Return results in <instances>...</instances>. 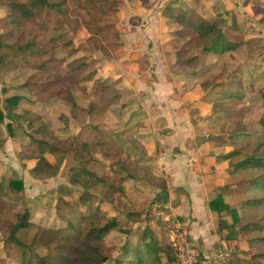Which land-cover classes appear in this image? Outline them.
<instances>
[{
	"label": "rangeland",
	"instance_id": "obj_1",
	"mask_svg": "<svg viewBox=\"0 0 264 264\" xmlns=\"http://www.w3.org/2000/svg\"><path fill=\"white\" fill-rule=\"evenodd\" d=\"M82 1L84 5L86 0ZM127 1L93 0L95 5L84 8L78 5V0H69L65 16L45 10L34 18L18 21L13 15L12 0H0V107L3 108L5 98H21L13 107L14 136H9L7 125L10 121L0 125V257L5 251L11 259L19 258V264H38L40 257L47 256L54 248L50 244L49 227L74 224L86 230L90 225L89 216L95 214L106 221L116 218L123 232H131H112L106 238L103 253L111 255L116 245L114 259L125 244L136 243L134 234L144 230L147 224L164 242H170L167 236L170 228L179 223L187 226L184 217L174 215L176 213L168 211L166 204L156 201L155 196L161 192L158 188L154 199L140 203L142 196L136 195L138 191L124 184L135 178L151 185L158 183V176L149 167L139 165L133 155L130 145L135 147L139 142L132 134L127 135L131 130L119 131L124 125L123 111L138 100L136 93L125 92L126 87L112 81L114 67L121 68L124 59L119 52L124 45L121 11H126ZM212 1L217 3L214 9L225 2L229 10L223 8V14L210 13L204 5L205 19L214 24L226 20L228 27L243 23V35L264 34V25L260 23L264 19V0ZM228 27L226 30L230 32ZM170 43V51L177 50L175 55L184 49L176 56L178 63L172 65V71L193 76L197 81L191 89L193 91L196 86L198 89L193 98L186 97L191 90H184L185 105L181 113L190 116L197 135L202 133L197 136L201 143L217 142L218 137L225 140L230 135L226 132V124L242 123L241 117L250 133L264 131L260 123L264 116V51L258 57L251 55L249 50L252 49L247 45L255 46L248 42L232 59L231 53L203 56L206 53L197 39L189 42L187 49L182 47L187 41L181 44L178 36ZM186 61L196 63L180 67ZM252 70H260V73L251 75ZM252 80L256 82L255 87ZM233 83L240 87L237 95L232 93L221 99L223 87ZM247 83L250 86L245 87ZM236 99L246 104L242 115L233 113L234 109L231 112L230 106L224 104L228 100L235 104ZM226 109L231 113L225 112ZM10 140L13 146L7 144ZM159 155L158 152L151 159ZM41 156L57 164L59 172L55 177L36 179L22 167L23 160L34 165ZM165 177L158 178L164 180L168 190ZM13 179L24 182V192L12 191L10 182ZM181 195L177 197L179 202ZM83 198L88 202L84 203ZM169 198L168 193L164 200ZM157 203L163 205L159 210L169 215V221L158 216ZM27 207L33 226L16 235L26 245L23 248L11 241L10 234L18 216L23 215ZM134 213H141V220L129 217L128 214ZM187 229L190 233L188 226ZM233 258L235 254L227 263L236 262L237 258ZM9 263L0 260V264ZM109 264L116 262L109 261Z\"/></svg>",
	"mask_w": 264,
	"mask_h": 264
},
{
	"label": "crops",
	"instance_id": "obj_2",
	"mask_svg": "<svg viewBox=\"0 0 264 264\" xmlns=\"http://www.w3.org/2000/svg\"><path fill=\"white\" fill-rule=\"evenodd\" d=\"M223 3L226 8L219 3L217 9H214L217 3L214 4L212 0L127 1L126 11H121L123 16L121 39L124 45L119 52L124 59L121 63L122 67L116 65L112 72L114 78L112 81L118 86L126 87L125 92L132 90L138 99L130 103L123 111L121 120L124 121V125L119 131L131 130L127 132V135L132 134L139 142V145L135 147L128 144L134 151L133 155L137 157L139 165L149 167L158 177L166 176L170 198L168 201H162V204H166L168 211H174L176 213L174 215L185 218L184 222L190 230L191 241L199 246L203 257L212 264L215 260V264H233L227 262L235 254L234 248L244 249L243 242H228L223 239L225 234L220 232L219 220L222 216L229 219L227 214L219 215L209 208V203L219 194L223 195L227 204L234 205L233 195L221 192L220 188L227 184L229 178L227 170L231 163L237 162V156L230 154V148L225 146L217 148L207 142L201 143L197 136H201L202 133L197 135L195 124L192 123L190 116L187 113H181L182 106L185 105L183 92L190 91L197 81L193 76L172 71V65L178 63L176 56H180L184 49L175 55L177 50L171 52L169 43L177 40V33L184 29L186 21L195 22L204 18L206 10L204 5H207V11L210 13L214 11V13L223 14L225 11L223 8L229 10L228 5ZM199 8L202 13L198 10ZM262 19L260 23L264 25V19ZM204 20L207 19L204 18ZM207 21L210 22V20ZM221 22H223L222 25H220ZM220 24L232 39L239 38L242 41L238 49L245 43L253 42L251 44H254L255 48L247 45V48L252 49L249 50L251 55L258 57L264 51L262 32L255 35H243L242 28L245 27L243 23L238 22L228 27L226 20L221 19ZM227 27L230 32L226 30ZM178 40L182 44V40L179 38ZM190 44L187 41L182 47L185 46L187 49ZM259 69L263 71L262 67ZM260 70L259 72L252 70L250 74L255 75V72L260 73ZM251 83L255 87L256 82L252 80ZM246 86L250 85L247 83ZM227 89L226 84L222 91ZM232 93L236 91L233 90ZM230 95L233 94L230 93ZM199 102L198 100L197 103ZM245 105V102L238 101L237 115L245 112ZM241 119L242 123L238 122V124L242 129L249 131L242 117ZM7 144L14 145L12 140ZM158 152L160 155L153 156L151 159L152 155ZM200 155L203 157L200 158ZM133 157L132 159H135ZM1 163L6 164L2 161ZM15 164L20 165L18 162ZM124 184L128 189L138 191L136 195L142 196L140 203L146 199H154V195L160 190L156 185L148 184L143 179H130ZM179 193L182 194L180 202L177 199ZM159 203L156 205L158 216H162L163 221H169V215L159 210L161 206L163 207ZM167 236H170V233ZM240 240L245 239L240 236ZM4 248H1L2 252ZM235 258H237L236 254ZM0 260L4 263L5 260L8 263L11 260V264H19V258L11 259L5 251Z\"/></svg>",
	"mask_w": 264,
	"mask_h": 264
},
{
	"label": "trees",
	"instance_id": "obj_3",
	"mask_svg": "<svg viewBox=\"0 0 264 264\" xmlns=\"http://www.w3.org/2000/svg\"><path fill=\"white\" fill-rule=\"evenodd\" d=\"M69 0H12L11 7L13 15L18 21L28 20L36 17L45 10L52 14L65 16L68 13ZM85 1V0H84ZM86 2L88 3L86 6ZM80 7L87 8L95 5L93 0H86L85 6L82 0H78ZM185 28L177 33L182 41L191 42L197 39L202 45V51L206 54L231 53L235 57L237 49L242 43L241 40H234L220 26L223 24H212L207 20L199 19L197 21H186ZM171 44V43H169ZM195 60L198 61V58ZM195 61H186L180 65L185 68ZM194 66V65H193ZM188 67V66H187ZM175 70V69H174ZM175 72V71H174ZM197 86L186 94V97L193 98V94L198 91ZM238 84L228 85L227 90L221 92V99L229 96L233 90H239ZM132 92V91H128ZM239 97V96H237ZM21 98L13 96L5 98V104L0 107V125L10 121L7 125L9 136L13 137L14 132L11 126L13 121V107H16ZM239 100L234 102L228 100L224 104L229 105L231 112L234 109L238 113L237 105ZM231 113L229 110L225 112ZM227 117L229 115H226ZM264 128V116L260 120ZM226 132H230L225 140L222 137L217 138V142L211 143L215 147L225 146L230 148V154L237 156V162L231 163L227 170L228 182L220 188L221 192L232 194L235 199V205L227 204L220 195L209 203V208L213 213L219 215L227 214L228 218L220 217L219 229L223 239L228 242H243L244 249L237 248V263L233 264H264V131L259 134H252L237 122H228ZM22 161V160H21ZM22 167L36 179H50L55 177L59 172L57 164H52L45 156L36 159L34 165L29 161L23 160ZM95 177V174L88 173ZM156 177V176H152ZM157 185L161 193L157 196L156 201H164L168 196L166 183L162 178L157 177ZM10 187L14 193L24 192V182L21 180H12ZM222 194V193H221ZM84 203L88 199L83 198ZM27 207L23 215L18 216V222L13 226L10 234L11 241L17 243L20 247L26 248L16 235L33 226L31 222V211ZM129 217L141 220L142 214H128ZM183 219V218H182ZM90 225L86 230H80L74 224L67 227H49L48 234L50 244H53V250L47 256H42L38 264H106L114 261L116 264H176L177 257L171 242H164L157 234L156 230L147 224L141 232H136V243L130 242L125 244L119 256L114 259V252L117 251L116 245L111 255L103 253L105 241L112 232H123L118 219L114 218L106 221L103 216L95 214L89 216ZM136 220V219H135ZM184 222V219H183ZM244 237V241L240 240ZM8 242V240H7ZM49 244V243H48Z\"/></svg>",
	"mask_w": 264,
	"mask_h": 264
},
{
	"label": "built area",
	"instance_id": "obj_4",
	"mask_svg": "<svg viewBox=\"0 0 264 264\" xmlns=\"http://www.w3.org/2000/svg\"><path fill=\"white\" fill-rule=\"evenodd\" d=\"M170 229V242L177 256V264H212L192 243L187 226L179 223ZM228 250L231 252L230 248Z\"/></svg>",
	"mask_w": 264,
	"mask_h": 264
}]
</instances>
